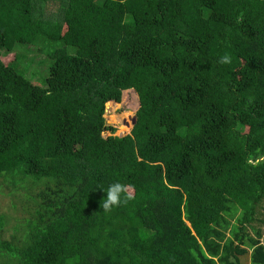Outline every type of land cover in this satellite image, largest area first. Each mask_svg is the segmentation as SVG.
<instances>
[{
    "label": "trees",
    "instance_id": "obj_1",
    "mask_svg": "<svg viewBox=\"0 0 264 264\" xmlns=\"http://www.w3.org/2000/svg\"><path fill=\"white\" fill-rule=\"evenodd\" d=\"M2 174L38 191L0 264H264V0H0Z\"/></svg>",
    "mask_w": 264,
    "mask_h": 264
},
{
    "label": "rangeland",
    "instance_id": "obj_2",
    "mask_svg": "<svg viewBox=\"0 0 264 264\" xmlns=\"http://www.w3.org/2000/svg\"><path fill=\"white\" fill-rule=\"evenodd\" d=\"M48 6L50 7L51 5L48 3L46 4V7ZM55 6L58 7L57 5ZM48 16L56 17V15ZM60 19L61 15H59V18H51L50 22L56 24L60 21ZM49 35H51V33H49L48 36ZM61 45L62 44L58 41L51 44L47 43L43 46L39 44L17 45L15 47V52L20 58L14 66H16V68L18 67L21 72H24V74L35 84L46 87V78L49 75V68L52 62L47 55ZM71 51L73 52V50ZM110 103L111 105L114 104L113 102ZM118 105L119 107H117L114 112H111L109 106L107 105L105 112V123L107 126H112L115 129V133L126 131L121 129L120 125L116 121L108 120L111 114H119L121 116L127 115L128 112L135 114L132 109L125 108L121 104ZM133 122L131 126L133 125ZM125 123L130 126L128 120L125 121ZM30 184H32L31 180H26L22 185H17V187H15L14 184H12V181L7 179V175H0V217H4L3 222L0 220L1 238L11 239L14 235L17 237L23 236L24 231L22 226L24 223L26 224L27 220L31 217V213L35 209L34 197H36L35 195L38 191V187H29ZM237 215L238 214L236 213V216ZM230 216L231 215H228V218ZM258 217L259 218L253 225L264 231V222L262 221V219H264V205H262V214ZM232 219L234 221V218ZM250 231H252L251 228ZM251 234L253 235V231Z\"/></svg>",
    "mask_w": 264,
    "mask_h": 264
},
{
    "label": "clouds",
    "instance_id": "obj_3",
    "mask_svg": "<svg viewBox=\"0 0 264 264\" xmlns=\"http://www.w3.org/2000/svg\"><path fill=\"white\" fill-rule=\"evenodd\" d=\"M231 62V56L228 54L221 56L219 59L221 64H230ZM105 192L106 198L101 202V208L104 212H111L114 207L126 205L133 198L130 186L120 182L109 185Z\"/></svg>",
    "mask_w": 264,
    "mask_h": 264
},
{
    "label": "water",
    "instance_id": "obj_4",
    "mask_svg": "<svg viewBox=\"0 0 264 264\" xmlns=\"http://www.w3.org/2000/svg\"><path fill=\"white\" fill-rule=\"evenodd\" d=\"M113 103H114V102H113ZM135 121H136V115H135V117H134V122H133V124L135 123ZM129 132H130V131H129ZM129 132H128V133H129Z\"/></svg>",
    "mask_w": 264,
    "mask_h": 264
}]
</instances>
